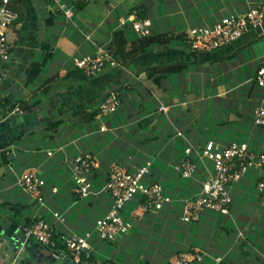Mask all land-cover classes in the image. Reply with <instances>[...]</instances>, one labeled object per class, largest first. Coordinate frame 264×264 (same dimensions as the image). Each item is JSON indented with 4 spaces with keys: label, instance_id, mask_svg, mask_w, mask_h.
I'll return each mask as SVG.
<instances>
[{
    "label": "crops",
    "instance_id": "1",
    "mask_svg": "<svg viewBox=\"0 0 264 264\" xmlns=\"http://www.w3.org/2000/svg\"><path fill=\"white\" fill-rule=\"evenodd\" d=\"M92 1L89 0L83 10L84 16L80 19L77 16L80 26L76 28L80 34L69 33L66 26L75 16L68 19L60 10L62 14H58L57 7L46 0H21L24 15L7 32L11 56L0 66V100L9 96L19 108V101L25 102L30 106L25 112L47 109L49 117L61 119V123L54 130L38 128L10 142L5 148L11 156L8 162L1 164L0 156V214L6 218L4 223L14 222L23 228L37 219L46 220L53 226L56 241L50 248L68 259L64 241L72 235L90 232L87 254L93 264H173L180 252L191 248L202 253V260L196 264H208L214 256L221 257L218 264H258L260 257L264 259V240L260 249L249 243L247 233L256 228L250 220L253 214L249 215L252 207L246 203L251 199L247 194L254 185L255 198L264 205V188H258L263 172L257 165L231 183L232 201L228 212H203L199 220L193 221L196 228L192 236L175 237L172 224L167 226L163 236L152 232L156 226L153 222L161 221V217L167 219L171 210L182 213L187 200L198 194L200 184L213 172L210 160L201 161L192 154L196 174L180 177L177 160L186 147L192 146L201 152L208 141L221 144L244 141L254 150H264V126H256L252 121L253 109L264 105V88L254 84L256 68L264 60V21L261 27H250L238 39L220 48L193 49L185 40H177L136 56L121 67L120 73L118 68L110 67L95 77L84 79L75 75L73 57L95 55L106 48L113 30L126 29V25L131 29L132 18H138L128 15L131 6L115 15L114 11L124 0H101V10L113 9L106 14L88 8ZM168 1L173 6L169 12L171 20L161 24L151 18L161 16L158 5L149 7L148 13L153 14L147 17L151 21L150 32L186 34L192 26L210 25L223 15L242 14L249 8L264 6V0ZM132 12L135 14V9ZM52 13L54 22L49 23L46 18L51 16L52 19ZM81 23L89 25L93 31L86 33ZM103 23L108 24V30L104 31ZM47 41L52 55L38 77L26 83L25 69L30 62L40 60L44 54L40 44ZM169 60L185 62L187 67L155 84L147 68ZM103 85L119 86L125 96L124 105L116 114H97L85 123L81 112L99 106L102 94L107 92L106 89L102 92ZM139 89L144 93L139 95ZM145 89H149L152 96H146ZM35 101L40 103L35 105ZM159 102L167 106L166 112L154 109ZM15 107L10 110L0 102L5 115L18 114ZM142 119L145 126L140 128L138 121ZM143 130L152 131L155 136L146 144L137 142L136 132ZM241 135H247L248 140L241 139ZM81 151L95 155L100 164L91 179L88 176L90 193L84 197L74 192L72 173L69 180L70 163ZM123 153L134 167L138 164L132 160L137 157L144 155L145 160H150L154 179L164 181L166 187L159 182L171 201L161 210L147 213L142 201L135 197L129 202L130 207L127 204L122 211V214L128 213L129 220L123 218L130 223L129 231L110 241L99 238L94 227L95 221L110 206L111 198L103 189L109 164ZM150 154L156 156L154 161ZM164 162L171 171L160 169ZM27 169L34 170L43 179L40 201L18 187L17 180ZM175 177L188 180L175 184ZM215 213L226 217L233 214L245 223L231 226L226 218L221 220Z\"/></svg>",
    "mask_w": 264,
    "mask_h": 264
},
{
    "label": "built area",
    "instance_id": "2",
    "mask_svg": "<svg viewBox=\"0 0 264 264\" xmlns=\"http://www.w3.org/2000/svg\"><path fill=\"white\" fill-rule=\"evenodd\" d=\"M63 15L71 19L74 15L72 5L68 0H50ZM18 13L10 7V0H1L0 3V66L8 61L11 56V46L7 38L10 26L16 22ZM264 21V6L247 9L242 14L229 13L221 16L210 25L192 26L186 31V42L193 49H216L223 47L243 35L250 27H261ZM149 18H132V29L138 36L150 32ZM75 68L82 70L87 76L99 74L105 67L113 66L116 61L112 58L107 48H103L95 55L75 56L72 59ZM255 82L258 87L264 88V60L257 66ZM121 105L120 92L109 89L99 104L100 115H108L117 110ZM166 105L159 102L158 111L166 112ZM18 113H23L21 108L15 107ZM252 121L256 126H264V105L253 109ZM195 154L201 161L208 159L212 162L213 172L203 180L196 196L187 200L181 213L185 222L199 220L204 211L227 213L232 201L230 194L231 183L242 177L248 168L257 165L263 172V180L258 188H264V150H254L244 141H231L226 144L208 141L203 145L201 152L192 146L184 149V157L179 163V173L182 178L191 177L196 169L193 161ZM90 153L77 155L76 161L71 165L74 178V192L79 197L90 193L88 175L83 170L96 167V160ZM150 160L127 170L117 163H112L108 170L107 179L103 189L110 195L111 201L108 211L95 221L94 232L99 238L113 240L129 230L130 223L123 216L122 211L126 204L135 197H144L143 209L148 212L159 211L165 203L171 201L163 191L159 181L150 180ZM93 169V168H92ZM18 185L37 200H42L41 187L43 179L34 170H24L18 180ZM26 237H34L41 244L54 247L53 226L46 220H37L22 228ZM89 233L72 235L65 242L67 255L72 264H93L88 258ZM85 254V258L82 257ZM205 253H203L204 255ZM202 260V253L183 252L178 255L173 264H194ZM220 256H214L208 264H218Z\"/></svg>",
    "mask_w": 264,
    "mask_h": 264
},
{
    "label": "trees",
    "instance_id": "3",
    "mask_svg": "<svg viewBox=\"0 0 264 264\" xmlns=\"http://www.w3.org/2000/svg\"><path fill=\"white\" fill-rule=\"evenodd\" d=\"M46 1L50 2V0H46ZM68 1H69V4L72 5L73 10H75V11L76 10H82L83 11L85 9V7L87 6L89 0H68ZM53 5L56 8L55 4H53ZM10 7L12 9H14L15 11H17V13H18V18H17L16 22L20 21L22 19V16L24 15V8H22L23 5L21 3V0H12L10 2ZM134 9H135V14L132 12ZM148 10H149V7L146 6L145 3H142L141 6H131L128 10V15L137 16L138 18L143 19V18L148 17ZM56 11L58 14H60V15L62 14L59 12V10L57 8H56ZM46 21L49 23L51 21L54 22L53 13H52V19H51V16H48L46 18ZM47 25H49V24H47ZM177 40H180V41L185 40L186 41L185 34L183 32H181V33H173V32L170 33L167 31L154 32V33L149 32V34H147V35H142V36L136 35L135 38L130 39L128 34H127L126 29H124V28L115 29L112 31L110 41L108 42V44L106 46L108 51L111 53L112 58L116 61V64L111 66V68H114V67L118 68V72L120 73L121 69H122L121 67L128 65L129 61H131L136 56L143 54V53H146L149 50L154 49V48H161L162 46L171 44ZM40 45H41V50L44 51V54L40 58V60L30 62L28 64V66L26 67V69H25V82L26 83H30L38 77V75L42 71V68H43L45 62L52 55V51L50 49V42L49 41H47L45 43L42 42ZM186 67H187V64L185 62H173V61L169 60V61H166V63L161 62V64H157L155 66H149L147 69L149 70V76L151 77L152 81L155 84H158L160 79L167 77L171 73H180ZM109 69H110V67H109ZM74 73L76 76L84 78V79H86L88 77H93V76H87L82 70H80L78 68L74 69ZM104 83H108V81H105ZM254 84L257 85L255 81H254ZM103 88H104V85H103ZM103 88H102V92H103ZM115 88H118V90L119 89L122 90L119 86L118 87L115 86ZM138 93L140 94V92H138ZM145 94H146V96L147 95L152 96V92L149 89H145ZM104 95L102 94V99H103ZM124 97H125L124 94L121 93L120 94V102H121L120 106L124 105V101H125ZM153 100L155 103L156 102L155 98H153ZM0 102H1V105H4L5 107H7L10 110H12L16 105L15 102L12 101V98L9 96L1 98ZM39 103H40V101H35L34 104L37 105ZM154 103H153V105H155ZM19 106H20L21 110L24 112L28 111V109H30V106L28 104H26L25 102H22V101H19ZM118 108L116 111L113 112V114H116L121 107L119 109ZM154 109H157V108H154ZM98 112H99V108L97 107L92 111L81 112V117L83 118L85 123H89L91 120H93L95 118V116L98 114ZM144 119L146 120V118H144ZM144 119L138 121V126L140 128L145 126ZM60 123H61V119H54L51 124L47 125L44 128L46 130H54V129H56V127H58V125ZM137 129L138 128H136V131H137ZM136 135H137V142L140 144H146L147 142L153 140V138L155 137L153 135L152 131L148 132L147 130H143L142 133L136 132ZM0 156H2L1 164L6 163L11 159V156L9 157V155L7 154L5 149L0 151ZM183 157H184V153L180 158H178L177 162L179 163ZM145 159H147V158H145L144 155H142L140 157H137L135 160H132V162H134L136 165L137 164L140 165V164L144 163ZM128 161H130L129 158L127 157V155H125L123 153L121 156H119L118 160H116L113 163L123 165L124 168H126L127 170L134 168V166L131 163H129ZM107 174H108V172H107ZM195 174H196V172H195ZM179 176H180V174H179ZM148 178L150 180L158 181V180L154 179V172L153 171H152V173L150 171ZM106 179H107V177H106ZM189 179H191V178H189ZM184 180H188V179H184ZM201 185L202 184H200V186L198 188L199 190L201 188ZM139 199L143 203L144 197H139ZM147 213H148V211H147ZM150 213H152V212H150ZM53 239H54V232H53ZM110 241H113V240H110ZM55 243H56V241H55ZM196 251H201V250H195L194 248H191L189 251H183V252H196ZM183 252H180L179 254H181ZM203 256H205V254ZM82 257L85 258L86 257L85 254H82ZM88 258H89V260H91L89 255H88ZM193 263L196 264V262H193ZM258 264H264V259L260 257Z\"/></svg>",
    "mask_w": 264,
    "mask_h": 264
},
{
    "label": "rangeland",
    "instance_id": "4",
    "mask_svg": "<svg viewBox=\"0 0 264 264\" xmlns=\"http://www.w3.org/2000/svg\"><path fill=\"white\" fill-rule=\"evenodd\" d=\"M101 0H93L90 4H89V6H88V8H94L97 12H99L100 11V13H101V11H102V13L103 14H106V12H108L109 13V10L111 11V10H113L112 8H106V9H103V10H101L102 9V3L100 2ZM142 3H145V5L146 6H148V7H156L157 5H158V10H159V12L161 13V16L159 17V18H153L152 16H151V18L153 19V21L154 22H156L157 24H161L163 21H170L171 20V16L169 15V12H172V8H173V6H172V4H171V2L170 1H168V0H124L123 2H122V4L118 7V9H116L115 11H114V13H115V15L116 14H118V13H122V11H125V7H128V6H141V4ZM122 8H124V10L122 9ZM113 13V14H114ZM152 13V12H151ZM125 14H126V12H125ZM98 15V14H97ZM148 15H153V14H150V12L148 13ZM74 16H75V18L72 20V21H69V23L68 24H66V26L68 27V32L69 33H75V31H76V33L77 34H80L78 31H77V28L76 27H78V25L80 26V24L78 23V18H77V16H79V19H80V17L82 18L83 16H84V13H83V11L82 10H78L77 11V13H76V15H75V10H74ZM68 21V20H67ZM81 25H82V23H81ZM84 25V26H83ZM82 25V29H85V32L87 33V32H92L93 30H92V28L89 26V25H85V24H83ZM103 28H104V31L105 30H108V24H104L103 23ZM127 27H126V30H127V33H128V35H129V37H134V35H135V33L128 27V25H126ZM84 27H87V28H84ZM180 28H182V29H184V27H186V26H179ZM52 39V38H51ZM109 67H111V66H109ZM109 67H105L104 69H109ZM112 87V86H111ZM108 88V85H105L104 86V88H103V90L104 89H106V91H108L109 89H115V90H118V88H115V87H112V88ZM155 90V89H154ZM119 92H120V90H118ZM139 92H140V94H143L144 93V90H141V89H139L138 90ZM161 91H158V93H160ZM121 94V93H120ZM139 94V95H140ZM138 95V96H139ZM99 107V106H98ZM103 116H106V115H103ZM70 124H72V121L70 122ZM80 128L83 130V131H85L84 130V128L82 127V126H80ZM264 130V129H263ZM240 138L241 139H243V140H245V141H247L248 140V137H247V135L246 136H240ZM240 138H236V139H240ZM13 141H15V140H13ZM85 153H87V152H85ZM80 155H82L83 154V151H81L80 153H79ZM93 157H94V159L93 160H98L96 157H95V155H93ZM150 158H151V160H153L154 161V159L156 158V156L155 155H153V154H150V156H149ZM77 158V156H75L74 157V159L71 161V163H70V168H71V165H72V163H73V161L75 162L76 159ZM157 160L158 161H161V159L160 158H157ZM155 163H156V160H155ZM154 163V166H156V164ZM96 167H92V168H89L88 169V171L87 170H83V173H85V174H90V172L91 173H93V172H95L96 171V169L97 168H99V166H100V164H99V162H97L96 163ZM110 165L111 164H109V167H108V170H109V168H110ZM160 165V164H159ZM160 169H161V167H162V169H167V170H170L171 171V169L168 167V165H167V163H162L160 166ZM71 173L72 172H70V177H69V180H72L71 179V177L73 176V174H72V176H71ZM155 173H156V175L155 176H157V172L155 171ZM173 173H174V171H173ZM91 175H93V174H90V175H88L89 176V178L91 177ZM67 176H68V174H67ZM41 177V176H40ZM42 178V177H41ZM91 179V178H90ZM175 180V181H174ZM173 181H174V183L175 184H182V183H184V180L182 179V178H180V177H175V179H174ZM158 181H160L163 185H165L164 184V181L161 179V178H159V180ZM19 187V186H18ZM164 187H166V185L164 186ZM20 189H22L21 187H19ZM23 190V189H22ZM24 191V190H23ZM175 191V190H174ZM254 191H256L255 190V186L254 185H252L251 186V191H249L248 192V197H251V199H249V201L248 202H246L248 205H249V207H252V208H250V210H249V215L251 216V214H253V216H252V218H250V220H252L253 221V226L256 228V231H254V232H252V233H247L248 235H250V244L252 245V244H256V247L258 248V249H260L261 247H263V246H261V243H262V241L264 240V205H262V204H260L258 201H257V199L255 198V195H254ZM167 193V192H166ZM110 196V195H109ZM128 204V206L130 207V204L131 203H127ZM126 204V205H127ZM175 208H176V206H175ZM125 209V208H124ZM124 209H123V211H124ZM172 211V213H171V215H167V219L169 220L168 222H166L167 221V219L166 218H163V217H161V221H159L158 219L156 220V221H154L153 223L154 224H156V226H155V228L153 229L154 231L152 232L153 233V235H156L157 233H160L161 234V236H163L164 235V230L167 228V226L168 225H170V224H172V226L174 227V229H175V237H187V236H192V233L194 232V230H195V226H196V223H194L193 221L192 222H185V221H182L181 219L179 220V218H180V214H179V212L177 211V210H171ZM125 214V215H124ZM124 214H122L123 215V217L125 218L126 217V219L127 220H129L128 218H127V215H128V213L126 212V213H124ZM162 214V213H161ZM219 213H215V215H218ZM218 216H220V219L221 220H223V219H227L228 220V224L229 225H231V226H236L235 224H237V225H239V226H242V224L243 223H245V221L243 220V219H241V218H239L238 216L236 217V216H234L233 214H231V215H229V216H221V214H219ZM37 220H41V219H37ZM37 220H35V221H37ZM35 221H33V222H35ZM33 222H31V223H33ZM131 223H132V221H130ZM31 223H29V224H31ZM29 224H26V225H29ZM129 231V230H128ZM131 232H133V230L131 231ZM125 234V233H124ZM124 234H122V235H124ZM250 244L248 245V246H250ZM249 249H252V247L250 246V248ZM252 252V251H251Z\"/></svg>",
    "mask_w": 264,
    "mask_h": 264
},
{
    "label": "water",
    "instance_id": "5",
    "mask_svg": "<svg viewBox=\"0 0 264 264\" xmlns=\"http://www.w3.org/2000/svg\"><path fill=\"white\" fill-rule=\"evenodd\" d=\"M47 109L8 114L0 109V151L25 133L52 123ZM0 214V264H72L57 250L41 244L34 237H26L18 224L4 223Z\"/></svg>",
    "mask_w": 264,
    "mask_h": 264
},
{
    "label": "bare ground",
    "instance_id": "6",
    "mask_svg": "<svg viewBox=\"0 0 264 264\" xmlns=\"http://www.w3.org/2000/svg\"><path fill=\"white\" fill-rule=\"evenodd\" d=\"M31 77V76H30ZM35 92V91H34ZM32 106V105H31Z\"/></svg>",
    "mask_w": 264,
    "mask_h": 264
}]
</instances>
